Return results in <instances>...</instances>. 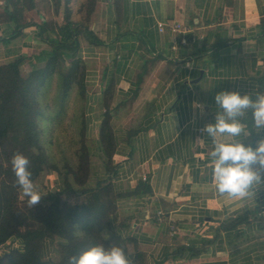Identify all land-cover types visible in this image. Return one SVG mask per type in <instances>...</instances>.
Returning <instances> with one entry per match:
<instances>
[{
    "label": "crops",
    "instance_id": "crops-1",
    "mask_svg": "<svg viewBox=\"0 0 264 264\" xmlns=\"http://www.w3.org/2000/svg\"><path fill=\"white\" fill-rule=\"evenodd\" d=\"M54 19L51 0H25L22 24ZM174 23L189 32L173 33ZM88 26L102 44L82 40L79 51L87 126L98 133L104 161L99 127L113 86L112 180L121 195L113 227L132 239L131 253L140 252L145 264L166 256V264H264V187L248 199L221 195L213 183V139L204 131L220 111L219 92L256 94L264 68V0H96ZM5 28L0 24V35ZM36 35L35 26L25 28L0 43V55L35 54ZM249 113L241 120L248 136L238 139L255 147L264 130L250 126ZM107 176L104 161L89 185ZM245 213L248 223L222 229Z\"/></svg>",
    "mask_w": 264,
    "mask_h": 264
},
{
    "label": "trees",
    "instance_id": "trees-1",
    "mask_svg": "<svg viewBox=\"0 0 264 264\" xmlns=\"http://www.w3.org/2000/svg\"><path fill=\"white\" fill-rule=\"evenodd\" d=\"M71 1L51 0L55 19L42 25L21 23L25 0H6L0 11V24L6 25L5 33L0 35V43L15 40L25 28L35 26L37 37L48 46L32 59L17 54L0 63V264H69L72 256L78 257L96 245L106 248L119 246L132 264H145L140 252H129L132 239L122 237L113 227L117 201L121 197L112 180L115 174L113 156L117 147L110 110L113 86L105 92V112L99 127V149L108 176L98 180L94 186L88 183L92 166L84 140L87 130L86 64L79 51L82 40L95 45L102 42L88 26L96 0L82 3L81 12L85 16L77 20L72 16ZM61 7L62 20L57 21ZM29 60H33L34 66L25 76L21 68ZM38 63L43 65L35 66ZM54 78L58 79L54 105L43 106L42 100ZM257 93H264V68L253 99ZM69 114L73 128L81 133L82 141L78 149L79 161L74 167L65 158L59 164L50 158L44 150L39 129L44 118L60 125ZM248 122L250 126L254 123L251 112ZM16 153L29 159L33 182L47 171L60 176L61 182L48 203L31 208L28 199H19L21 189L11 164ZM249 218V213L237 216L222 225V229H234L248 223ZM56 240L58 261H45V243ZM9 242L19 246L12 245L3 251ZM167 262H170L169 256L160 264Z\"/></svg>",
    "mask_w": 264,
    "mask_h": 264
},
{
    "label": "clouds",
    "instance_id": "clouds-1",
    "mask_svg": "<svg viewBox=\"0 0 264 264\" xmlns=\"http://www.w3.org/2000/svg\"><path fill=\"white\" fill-rule=\"evenodd\" d=\"M218 111L214 123L205 126L204 131L213 139L211 153L213 183L218 192L228 198L248 199L257 196L264 187V139L253 147L240 139L248 136L246 126L241 122L249 112L254 127L264 130V93L241 95L237 91H223L215 96ZM16 183L22 194L28 197L29 207L37 205L42 195L31 179L30 161L23 154L16 153L11 160ZM69 264H132L123 248L96 245L81 255L72 256Z\"/></svg>",
    "mask_w": 264,
    "mask_h": 264
},
{
    "label": "rangeland",
    "instance_id": "rangeland-1",
    "mask_svg": "<svg viewBox=\"0 0 264 264\" xmlns=\"http://www.w3.org/2000/svg\"><path fill=\"white\" fill-rule=\"evenodd\" d=\"M86 0H72L71 1V9H72V16L74 20L77 19H84L85 13L81 12L82 3ZM4 5V2L2 3V0L0 2V11L2 10V7ZM61 16L58 17L57 21L62 20V7L60 8ZM36 43L35 44V54H32L29 56L30 59H32V56L37 55L40 51L45 50L48 46L43 43L36 35ZM3 55H0V63H4L8 60L3 59ZM43 63L35 64V66H42ZM34 63L33 60L26 61L22 65V74L27 75L32 69H33ZM58 85V79L54 78L53 84L51 85L50 89L47 92V96L43 98L42 104L43 106L48 105V107H53L54 105V97L56 93ZM49 113V111L47 112ZM72 113V112H71ZM71 114L68 115V117L64 120V122L60 125L52 124L49 121H46V118L43 119V122L39 124V129L42 134V144L44 147V150L47 152V154L50 156V158L57 164L60 163L62 158H65L70 165L76 166L79 161V154L78 149L81 145V133L76 132V130L73 128V124H71ZM87 118V116H86ZM88 125V124H87ZM76 127V126H74ZM85 142L86 145L89 148L90 152V162L92 166L91 172L94 170L96 173H99L100 169H103L104 161L101 160L100 156L98 155V133L96 130L91 129L89 130V126H87L86 135H85ZM59 182H61L60 176L58 174L53 172H45L42 174V176L36 180L34 183L37 186V190L42 195L41 201L38 204H46L50 200V196L55 193ZM95 182V177L90 178L88 183L90 185H93ZM19 199L21 201H26L28 197H25L22 194V191H19ZM14 245L15 247H18V243H7V246L3 247L4 250H9V248ZM49 245V246H48ZM57 240L54 241H48L45 243L44 249H43V259L45 261L51 260V261H58L59 259V253L57 249ZM130 249V248H129ZM131 253V250H129Z\"/></svg>",
    "mask_w": 264,
    "mask_h": 264
},
{
    "label": "built area",
    "instance_id": "built-area-1",
    "mask_svg": "<svg viewBox=\"0 0 264 264\" xmlns=\"http://www.w3.org/2000/svg\"><path fill=\"white\" fill-rule=\"evenodd\" d=\"M159 29L161 32H164L165 31V25L164 24H159ZM170 30L173 32V33H187L189 32V28L180 24V23H174L171 27H170Z\"/></svg>",
    "mask_w": 264,
    "mask_h": 264
}]
</instances>
